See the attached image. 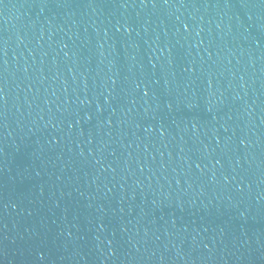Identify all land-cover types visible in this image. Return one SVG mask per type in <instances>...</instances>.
<instances>
[{
    "label": "water",
    "instance_id": "obj_1",
    "mask_svg": "<svg viewBox=\"0 0 264 264\" xmlns=\"http://www.w3.org/2000/svg\"><path fill=\"white\" fill-rule=\"evenodd\" d=\"M264 166V0H0V264H204Z\"/></svg>",
    "mask_w": 264,
    "mask_h": 264
}]
</instances>
